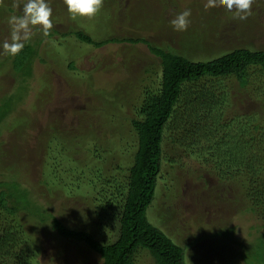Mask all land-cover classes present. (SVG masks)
<instances>
[{
  "label": "rangeland",
  "instance_id": "rangeland-1",
  "mask_svg": "<svg viewBox=\"0 0 264 264\" xmlns=\"http://www.w3.org/2000/svg\"><path fill=\"white\" fill-rule=\"evenodd\" d=\"M205 2L103 0L93 18L73 20L63 0H48L53 26L47 36L37 26L28 41L38 51L32 76L14 71L12 56L0 50V116L3 112L5 115L0 119V176L17 180L35 201L62 218L66 225L87 228L98 239L111 241L115 228L104 221L98 229L94 217L84 215L88 206L86 193L98 165L105 173L106 167L102 166L106 162L109 167L132 160L136 138L129 119L138 93L133 91L137 86L155 87L160 79V57L148 46L194 60L245 45L264 48V0H253L251 14L245 20L236 18L223 5L205 9ZM0 4L3 41L10 32L8 18L21 14L23 0H0ZM185 8L191 10L190 23L185 31H174L169 21ZM78 29L94 40H120L95 46L72 33ZM124 37L140 41L121 40ZM254 68H248L250 79L252 73L256 74ZM219 84L228 93L227 101H231L227 112L244 115L253 109L264 118V91L252 87V81L240 85L231 76L219 79ZM108 100L113 101L111 105L116 110L111 113L112 133L107 134L106 128L96 123L98 117L104 119L102 115L109 111ZM51 121L57 125L51 129L59 130V135L38 141ZM87 123L90 132L83 136L79 128ZM70 127L77 136L67 137L73 133H67ZM108 136L118 147L113 151L114 158L106 152V162H100L87 147L104 145L100 150H105L113 141L102 143L101 139ZM162 148L166 159L161 162L154 200L146 209L149 221L184 246L187 264H244L240 252L245 250L247 258L252 257V248L246 247L252 246L258 230L252 229L257 220L246 209L240 193L205 164L183 154L178 147L170 148L167 140ZM20 215L29 233L26 264L101 263L100 255L82 241L60 236L50 226L49 218L39 220L24 212ZM228 227H234V241L217 233ZM152 262L144 250H139L133 264Z\"/></svg>",
  "mask_w": 264,
  "mask_h": 264
},
{
  "label": "trees",
  "instance_id": "trees-1",
  "mask_svg": "<svg viewBox=\"0 0 264 264\" xmlns=\"http://www.w3.org/2000/svg\"><path fill=\"white\" fill-rule=\"evenodd\" d=\"M72 33L80 41L95 46L120 40H94L80 29ZM121 40L140 41L132 37ZM148 48L160 57V79L155 87L137 86L133 91L138 93L134 96L136 102L131 104L133 115L129 119L132 135L136 138L132 160L107 167L106 154L114 158L113 151L118 147L111 136L101 139L102 143L113 141L105 150H100L104 145L87 147L94 158L106 162L102 167H106L107 172L103 173L99 165V169H94V177L92 175L88 184L90 190L86 193L88 206L84 215H92L98 229L104 221L115 228V237L111 241L100 240L87 228L66 225L62 218L46 211L35 201L29 190L17 180L1 175L0 264H26L29 260V233L21 212L39 220L49 218L50 226L60 236L82 241L97 252L102 259L100 264H133L139 250H144L152 258V264H187L184 246L174 242L146 215V209L155 197L162 159H166L162 148L165 140L170 148H180L183 154L205 164L220 180L237 189L246 209L257 220V225H252L253 231L258 230L252 246L246 247V250L252 248L251 259L247 258L245 250L240 252L241 257L244 264H264V118L253 109L244 115L227 112L226 106L231 101H227L228 93L226 95L224 87L219 84V79L234 76L240 85L252 81V87L263 92L264 48L245 45L197 60L153 45ZM37 54L35 45L27 42L16 56L11 57L13 70L25 77L32 76V71H36L33 63ZM251 65L256 67L252 79L248 71ZM69 67H73L72 62ZM201 80L204 82L200 83ZM217 90L221 92L218 94ZM112 102H106L109 111L101 114L105 118L98 117L96 123L103 125L107 134L112 133L110 130L114 126V114L111 113L116 107L111 105ZM228 114L231 116L227 117ZM3 116L4 112L0 119ZM47 127L43 136H38V141L59 135V130L51 129L57 127L52 121ZM89 128L87 123L79 129L82 134L84 132L83 136H88ZM67 129V133L73 132L68 138L77 136L73 128ZM167 159L173 160L172 157ZM69 170L74 171L73 168ZM233 229L228 227L217 233L234 241Z\"/></svg>",
  "mask_w": 264,
  "mask_h": 264
},
{
  "label": "clouds",
  "instance_id": "clouds-1",
  "mask_svg": "<svg viewBox=\"0 0 264 264\" xmlns=\"http://www.w3.org/2000/svg\"><path fill=\"white\" fill-rule=\"evenodd\" d=\"M253 0H206L204 7L212 8L218 4L232 12L239 20H245L251 14ZM63 4L69 17L93 18L101 9L103 0H63ZM52 9L48 0H23L20 15H11L8 18L10 28L8 38L0 41V50L8 56H16L30 40L33 30H38L47 36L52 28ZM191 10L185 8L177 13L169 23L174 31H185L190 23Z\"/></svg>",
  "mask_w": 264,
  "mask_h": 264
}]
</instances>
